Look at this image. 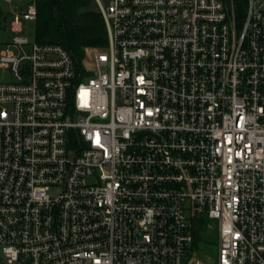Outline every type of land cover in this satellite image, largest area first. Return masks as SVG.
<instances>
[{"label":"built area","instance_id":"built-area-1","mask_svg":"<svg viewBox=\"0 0 264 264\" xmlns=\"http://www.w3.org/2000/svg\"><path fill=\"white\" fill-rule=\"evenodd\" d=\"M0 48V264H264V0H95L107 45L78 61Z\"/></svg>","mask_w":264,"mask_h":264},{"label":"trees","instance_id":"trees-1","mask_svg":"<svg viewBox=\"0 0 264 264\" xmlns=\"http://www.w3.org/2000/svg\"><path fill=\"white\" fill-rule=\"evenodd\" d=\"M37 8L35 41L57 44L80 61L84 49L104 48L107 32L100 9L95 0H34ZM239 15L244 10V0H233ZM6 14L0 13L1 20ZM200 229L194 232L193 246L199 247Z\"/></svg>","mask_w":264,"mask_h":264},{"label":"rangeland","instance_id":"rangeland-1","mask_svg":"<svg viewBox=\"0 0 264 264\" xmlns=\"http://www.w3.org/2000/svg\"><path fill=\"white\" fill-rule=\"evenodd\" d=\"M26 3L31 0H25ZM111 0H102L104 4H108ZM12 7L11 5L0 0V13L6 14L4 19L1 20L0 26V48H3L7 43L12 41L13 33L10 30V24L12 18ZM24 34L31 40L34 41L36 38V24L35 22H29L25 28ZM4 76L7 80L9 77L6 73L0 71V79ZM199 232H201V242L198 247L199 258L208 264H213L217 256V222L215 220H204L199 226Z\"/></svg>","mask_w":264,"mask_h":264}]
</instances>
